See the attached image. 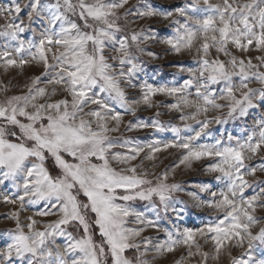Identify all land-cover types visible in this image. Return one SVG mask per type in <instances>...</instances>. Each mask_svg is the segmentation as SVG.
<instances>
[{
  "label": "snow or ice",
  "instance_id": "6c2138e0",
  "mask_svg": "<svg viewBox=\"0 0 264 264\" xmlns=\"http://www.w3.org/2000/svg\"><path fill=\"white\" fill-rule=\"evenodd\" d=\"M142 3L143 7L141 0L135 5L130 0L0 4V68L41 69L25 84L23 94L9 96L7 86L0 88L5 94L0 100V202L18 206L4 217L15 226L2 233L6 240L0 247V264H108L109 259L111 264H153L181 246L188 257L199 255L201 264L209 258L219 261L230 248L242 249L239 257L231 258L232 264H255L253 249L260 246L264 251V227L252 231L264 222L256 215L258 209L264 210V180L257 178L258 172L264 174V0H187L170 9L148 0ZM154 17L170 21L173 33L159 40L170 53L190 51L199 42L197 66H178L189 73L181 83L136 82L144 72L138 53L160 58L141 47L157 40L158 34L153 28L129 34L126 25ZM212 49L218 55L210 58ZM252 52L259 54L245 55ZM220 54L227 59L221 60ZM254 83L260 87H251ZM122 85L139 88V98H129ZM157 95L174 98L164 106L181 113L183 128L138 119L129 121L126 131H171V141L142 143L112 137L124 116H135L141 104L161 106L154 104ZM225 108L223 117L207 118L210 110ZM185 109L193 111L186 114ZM250 110L261 112L253 127L245 128L246 135L229 133L210 144L198 142L211 135L206 131L210 124L246 118ZM188 121H195L198 130ZM182 131L192 134L181 136ZM117 148L123 151H113ZM169 148L182 150L174 167L213 160L205 171L216 174L222 187L212 191L207 183L199 185L200 192L211 196L199 206L220 215L200 228L178 226L184 209L177 206L183 201L174 199V194L184 189L168 182L171 169L153 173V180L133 164L141 153L154 160L156 153ZM256 158L261 163H248ZM248 189L254 194L246 196ZM187 195L199 200L197 193ZM136 200L147 201L154 218L135 209L131 202ZM39 204L43 207L22 223L21 213ZM36 216L57 219L42 223ZM163 220L170 221L172 229ZM69 227L82 231L77 236ZM148 228L164 232L167 239L162 243L139 239ZM200 239L212 242L211 257L202 251ZM129 250L135 253L131 259L126 255ZM150 254L152 260L146 259ZM178 264H184V258Z\"/></svg>",
  "mask_w": 264,
  "mask_h": 264
},
{
  "label": "rangeland",
  "instance_id": "374dc122",
  "mask_svg": "<svg viewBox=\"0 0 264 264\" xmlns=\"http://www.w3.org/2000/svg\"><path fill=\"white\" fill-rule=\"evenodd\" d=\"M187 0H148V3L151 5L161 8V9H170L177 5L182 6ZM10 0H0V4H9ZM138 3V0H130V5H135ZM141 7H143V3L141 0ZM123 12V10H121ZM21 15L23 16L24 13L22 12ZM132 20V17L128 18ZM182 19V18H181ZM2 23V21H0ZM124 24V21H121ZM148 29L153 28L155 29L156 33L158 34L157 40H149L145 44L141 45V47L146 48L148 51L154 52L159 56V59H153L144 54H139L140 59L143 61V68L144 72L140 74L139 79L136 81L137 83H142L147 81L153 85L159 84H178L181 83L183 80L189 78V73L187 71L181 72L178 66H183L185 69L187 68H195L196 61L199 59L197 54L196 48L199 46V42H197L196 46H194L190 51H182L179 55L170 53L168 50V46L160 43L159 40L171 35L173 33V29L170 26V21H165L160 17H154L151 19H142L137 20L136 23H128L126 25V29L130 34L133 30L139 32L141 29ZM235 52V50L233 49ZM109 56L114 55L112 52L107 53ZM240 55L239 53H235ZM259 53L252 52L245 55L256 56ZM218 54L215 52L214 49L210 50V58L215 57ZM221 60L227 59V57L223 56L222 54L219 55ZM256 63V61H253ZM110 63H114V61H110ZM41 69L35 65L26 66L23 70L21 69H9L7 72L3 68H0V88L7 86L9 91L7 95H14V94H23L22 89L26 83L30 81V78H34L36 75L40 74ZM253 88L260 87L259 84H252L250 85ZM126 93L129 98H139L140 90L139 88H128L125 85ZM5 98V94L0 92V100ZM60 96L54 97V99H58ZM154 104H159L161 106L156 107L153 106L148 108L147 106L141 104L136 111V115H125L123 118V123L120 126L118 132L112 133V137L114 139H133L138 142L148 143L153 140H160V141H171L174 138V134L171 131H164V132H156L151 128L143 129V130H135V131H126V125L129 121L135 122L138 119L151 121V120H158L164 126L172 125L183 128V123L179 117L181 113L171 110L164 105H168L174 102V98L172 97H165L157 95L153 97ZM220 103H224L223 101H219ZM94 107V106H93ZM193 111V109H185V113H189ZM227 112V108L223 110V112H216L210 110L207 114L208 119H213L214 116L220 115L224 116ZM261 110H250V114L243 119H237L235 121L229 119L225 124H210L209 128L206 130L211 135H203L198 141L199 143H213L216 138H220L222 135L226 139L227 135L231 133L233 136H243L246 135L245 128L253 127V120L260 115ZM159 113V115H157ZM204 116H201L199 119H204ZM191 128L197 129L199 125L196 124L195 121H188L187 122ZM192 134L186 133L184 131L181 132V136ZM113 151H123V149L117 148ZM147 152V149L145 150ZM182 150H177L174 148H169L166 151H161L155 154L154 160H147L145 159V153H141L140 157L133 162L134 165H138V173L140 172H147L149 179H155V176L152 174L155 173L159 175L166 170L171 169L168 172L169 175V183H176L181 185L184 189L182 192H178L174 194V199L183 201L182 204H178L177 206L183 208L184 211L182 213V218L178 221V226L183 228L189 229H197L204 226L208 220L214 219L216 216L220 215V213L214 212L212 209L207 208L206 206H199L202 201L210 200L211 196L208 192H200L199 185L207 183L211 186L212 191H217L222 185L218 184L214 177L216 174H209L206 173L205 169L213 160L211 159H203L201 161H194L190 168L186 167L185 165H180L179 167H174L175 165L179 164V160L181 157ZM70 159V158H68ZM249 164H256L258 165L261 163L259 158L253 159L252 161L248 162ZM114 167L119 168V165L114 164ZM257 178L260 180H264V174L257 173ZM251 181L252 178L248 177ZM258 191V189H256ZM188 192L197 193L199 200L194 199L193 197L187 195ZM254 194L253 189H248L245 192L246 196ZM80 199L86 200L83 195H81ZM132 206L137 209L138 211L144 212L146 216L154 218L155 214L148 209V202L147 201H133L131 202ZM32 210L25 211L21 213L20 219L21 222H25V218L29 215L33 214V210L36 208H42L43 205H35L30 206ZM18 206L12 205H5L0 202V247L4 246V242L6 237L2 235V233L8 229L14 228V222L5 219V215H7L11 211L17 210ZM170 216L175 219L173 213H169ZM258 218L264 217V210L258 209L256 213ZM36 220L41 221L42 223H48L57 219L56 216H48V217H34ZM91 219V217H90ZM133 219V218H129ZM166 227L172 229V224L168 220L161 221ZM132 227H139L140 225L132 224ZM39 227V225H38ZM264 227V222L254 226L252 229L253 234L259 231L260 228ZM69 231H72L74 235L79 236L82 229L78 230L73 227H69ZM94 232V239L99 242L100 236L98 230L93 228ZM149 238L153 241V243H162L164 242L167 237L164 232L157 231L153 228H148L144 233L141 234L139 239ZM201 244L202 251L209 253L211 257L213 252V244L211 241L205 243L203 239L199 240ZM187 249L183 246L176 249L173 253H167L162 257H158L153 264H178V262L184 258V264H201V257L199 255L188 257L187 256ZM194 251V249H193ZM229 252L231 255H229ZM242 252L240 248H230L225 249L219 261L213 260L211 258L208 259L207 264H232V257H239ZM126 255L131 259L134 257L135 253L134 250H129ZM148 260H152V255L150 254L146 257ZM264 259V251L261 250L260 246H257L253 249V261L255 264H259L260 260ZM109 264L111 261L109 259Z\"/></svg>",
  "mask_w": 264,
  "mask_h": 264
},
{
  "label": "trees",
  "instance_id": "16d2710c",
  "mask_svg": "<svg viewBox=\"0 0 264 264\" xmlns=\"http://www.w3.org/2000/svg\"><path fill=\"white\" fill-rule=\"evenodd\" d=\"M50 169L53 168V165L51 163V161L48 162V165H47ZM58 171V170H56ZM56 171L53 172V174L55 175L56 174ZM81 197V196H80ZM109 264V263H108Z\"/></svg>",
  "mask_w": 264,
  "mask_h": 264
}]
</instances>
